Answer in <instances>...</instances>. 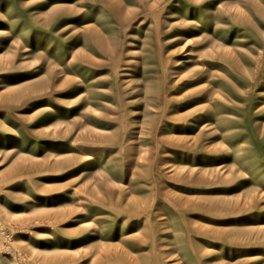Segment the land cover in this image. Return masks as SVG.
<instances>
[{"label":"rangeland","instance_id":"374dc122","mask_svg":"<svg viewBox=\"0 0 264 264\" xmlns=\"http://www.w3.org/2000/svg\"><path fill=\"white\" fill-rule=\"evenodd\" d=\"M0 264H264V0H0Z\"/></svg>","mask_w":264,"mask_h":264},{"label":"bare ground","instance_id":"6f19581e","mask_svg":"<svg viewBox=\"0 0 264 264\" xmlns=\"http://www.w3.org/2000/svg\"><path fill=\"white\" fill-rule=\"evenodd\" d=\"M36 249V248H35Z\"/></svg>","mask_w":264,"mask_h":264}]
</instances>
